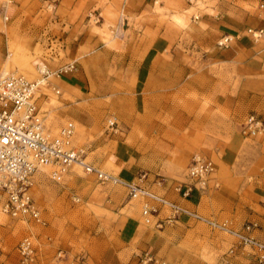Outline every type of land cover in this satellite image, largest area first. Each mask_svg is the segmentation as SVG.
I'll use <instances>...</instances> for the list:
<instances>
[{
  "label": "rangeland",
  "instance_id": "374dc122",
  "mask_svg": "<svg viewBox=\"0 0 264 264\" xmlns=\"http://www.w3.org/2000/svg\"><path fill=\"white\" fill-rule=\"evenodd\" d=\"M198 10L215 25H194ZM157 35L167 50L156 57L150 46ZM225 36L232 37L226 46L219 44ZM34 61L28 75L24 67ZM69 63L74 69L50 76L38 99L52 133L72 120L73 144L113 174L117 141L134 145L156 168L142 170L143 185L171 200L193 155L211 158L218 187L211 181L197 190L189 206L237 229L258 222V238L264 132L244 135L241 124L250 114L264 120V0H0V75L32 80L38 65L54 71ZM75 111L88 119L81 128L70 117ZM231 148V160L223 161ZM71 167L56 179L49 168L32 176L43 225L4 213L0 192V264H20L24 236L35 246L32 264H145V253L165 264H233L251 254L245 248L228 255L235 239L192 217L165 221V210L145 216L122 187Z\"/></svg>",
  "mask_w": 264,
  "mask_h": 264
},
{
  "label": "built area",
  "instance_id": "2783aa9c",
  "mask_svg": "<svg viewBox=\"0 0 264 264\" xmlns=\"http://www.w3.org/2000/svg\"><path fill=\"white\" fill-rule=\"evenodd\" d=\"M231 38L225 36L219 44L226 46ZM73 69V63L59 66L54 71L44 65L38 71V78L32 80L20 74L0 76V192L6 194L1 210L13 217L28 218L40 225L45 224L30 194L33 174L44 166L50 169V176L56 179L66 168L76 164L84 172L94 174L101 184L122 187L129 200L140 201L143 215L158 214L165 210V221L176 220L182 215L192 217L235 239V245L232 244L227 251L228 255H234L239 249L243 254L245 248H249L251 254L264 263V240L252 234L259 228L258 222L250 221L242 228H233L227 221L204 217L197 211L150 190L142 183L147 178L148 173L145 171H140L134 180H126L95 167L86 160V150L73 144L75 124L72 120L62 123L55 133L47 128L45 114L38 103L40 96L44 95L42 89L49 86L50 76L60 77ZM52 88L56 94L59 93L58 89ZM107 125L112 129L117 126L115 117L109 118ZM241 132L248 136L264 132V120L254 114L248 115L241 124ZM215 172L216 164L211 158L194 154L187 166L186 180L176 181L172 187L183 197H189L193 189L202 191L209 188L211 181H214L212 186L217 188ZM157 182L161 184L164 179L158 178ZM17 250L20 264H32L35 260V246L30 236L20 239ZM143 262L165 264L149 253L144 254Z\"/></svg>",
  "mask_w": 264,
  "mask_h": 264
},
{
  "label": "crops",
  "instance_id": "0c3cea01",
  "mask_svg": "<svg viewBox=\"0 0 264 264\" xmlns=\"http://www.w3.org/2000/svg\"><path fill=\"white\" fill-rule=\"evenodd\" d=\"M198 12L199 15L193 18L194 25L203 24L210 28L211 26L215 25V20L211 16H208L204 12H200V10H198ZM165 40L166 38L163 35H157L151 42L150 53L152 55H155L156 57L158 55H162V53H164L167 50V43L165 42ZM70 117L76 120V124H78L80 128L81 125H86L88 123L87 117L81 111L71 112ZM233 152L234 151L232 148L231 150L230 149L225 150L224 155L222 156V160L225 162H229L232 158L231 156H229V154L232 155ZM146 160H147V156L141 153V151L134 145L131 146L122 141H117L113 153V163L114 165L117 166L118 168L117 175L120 176L121 178L126 180H131V179L134 180L137 178L138 173L144 169L156 170V168H154L151 164L147 165ZM168 183L170 184V181H168ZM168 185L166 188H170L168 191L169 194L171 193L172 189ZM171 194L177 203L193 210V208L191 207L196 204L199 192H197V190H193L189 197H183L177 192L175 193L172 192ZM250 216L263 220L262 217L259 214H256L255 212H253L252 215ZM254 233L258 238L264 240V227L262 230L256 231ZM233 264H264V263L259 262L256 256L252 254H248L247 257H241L238 260H234Z\"/></svg>",
  "mask_w": 264,
  "mask_h": 264
},
{
  "label": "bare ground",
  "instance_id": "6f19581e",
  "mask_svg": "<svg viewBox=\"0 0 264 264\" xmlns=\"http://www.w3.org/2000/svg\"><path fill=\"white\" fill-rule=\"evenodd\" d=\"M13 62V61H12ZM38 64V62H36V61H34L33 63L31 62V64H27V65H25V72L28 74V75H32L33 74V66L34 65H37ZM37 68H39V70L42 68V65H38L37 66ZM37 70V69H36ZM17 72H9V73H2V75H0V76H6V75H9V74H16ZM38 77L36 76L35 78H32V79H37ZM72 167H74V166H77V167H80L79 165H76V164H73V165H71ZM71 167V168H72ZM81 168V167H80ZM41 169L43 170V171H46L47 170V167H44V166H42L41 167ZM82 169V168H81ZM83 171V170H82ZM84 172V171H83Z\"/></svg>",
  "mask_w": 264,
  "mask_h": 264
}]
</instances>
